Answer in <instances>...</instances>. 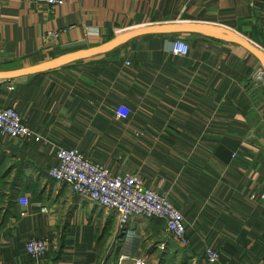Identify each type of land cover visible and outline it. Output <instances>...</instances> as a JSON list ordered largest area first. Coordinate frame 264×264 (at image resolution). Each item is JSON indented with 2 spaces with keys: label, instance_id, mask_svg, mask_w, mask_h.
<instances>
[{
  "label": "crops",
  "instance_id": "0c3cea01",
  "mask_svg": "<svg viewBox=\"0 0 264 264\" xmlns=\"http://www.w3.org/2000/svg\"><path fill=\"white\" fill-rule=\"evenodd\" d=\"M196 23L264 51V0H0V68L101 46L134 29ZM185 39V56L172 42ZM242 46L199 33H148L54 70L0 80L38 136L0 132V264H264V71ZM117 104L127 113L114 114ZM58 147L139 174L183 214L187 243L159 219L116 214L52 179ZM236 154V157H233ZM28 200L27 206L19 203ZM47 239L43 257L25 252Z\"/></svg>",
  "mask_w": 264,
  "mask_h": 264
},
{
  "label": "built area",
  "instance_id": "2783aa9c",
  "mask_svg": "<svg viewBox=\"0 0 264 264\" xmlns=\"http://www.w3.org/2000/svg\"><path fill=\"white\" fill-rule=\"evenodd\" d=\"M34 3L62 5L65 0H27ZM189 44L185 39L176 38L172 42V52L185 56ZM260 72H263L262 70ZM123 104L115 107L117 118L126 115ZM0 132L10 137H32L34 141L41 138L23 121L21 115L12 107L0 108ZM236 157V154H233ZM56 164L48 175L55 181L67 185L81 199L92 202L99 207L113 211L121 227H125L133 218L159 219L164 222L166 230L183 245L187 243L186 222L183 214L170 200L152 190L144 179L135 173H114L98 161L91 160L77 148L58 147L55 151ZM22 206L28 205L26 198H20ZM50 246L47 239L30 238L25 244V252L34 259L43 257ZM208 263L219 260V251L212 247L205 248ZM131 264H149L145 258L132 259Z\"/></svg>",
  "mask_w": 264,
  "mask_h": 264
},
{
  "label": "water",
  "instance_id": "95a60500",
  "mask_svg": "<svg viewBox=\"0 0 264 264\" xmlns=\"http://www.w3.org/2000/svg\"><path fill=\"white\" fill-rule=\"evenodd\" d=\"M162 32L199 33L217 40L236 43L242 46L243 48H245L253 56H255L260 62L262 70L264 71V51L261 48L257 47L256 45H254L252 42L245 39L243 36L235 34L225 29H220L205 24L184 23V24L157 25V26H149V27L134 29L113 38L112 40L101 46L65 54L60 57L54 58L53 60L36 64L26 68L0 70V80H11L13 78L20 76L43 73L50 70H54L63 64L78 61L83 58L93 56L96 54L104 53L116 47L117 44H119L123 40L138 37L148 33H162Z\"/></svg>",
  "mask_w": 264,
  "mask_h": 264
},
{
  "label": "rangeland",
  "instance_id": "374dc122",
  "mask_svg": "<svg viewBox=\"0 0 264 264\" xmlns=\"http://www.w3.org/2000/svg\"><path fill=\"white\" fill-rule=\"evenodd\" d=\"M0 70H7V69H2V68H0ZM118 105V104H117Z\"/></svg>",
  "mask_w": 264,
  "mask_h": 264
}]
</instances>
